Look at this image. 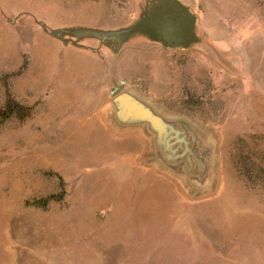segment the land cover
Masks as SVG:
<instances>
[{"label":"rangeland","instance_id":"1","mask_svg":"<svg viewBox=\"0 0 264 264\" xmlns=\"http://www.w3.org/2000/svg\"><path fill=\"white\" fill-rule=\"evenodd\" d=\"M127 90L208 135V189L121 128ZM10 103L0 264H264V0H0Z\"/></svg>","mask_w":264,"mask_h":264},{"label":"water","instance_id":"2","mask_svg":"<svg viewBox=\"0 0 264 264\" xmlns=\"http://www.w3.org/2000/svg\"><path fill=\"white\" fill-rule=\"evenodd\" d=\"M113 101L115 119L121 128L139 130L150 140L154 163L186 181L193 191L211 186L214 148L197 124L185 117L162 115L147 102L152 100L132 90Z\"/></svg>","mask_w":264,"mask_h":264},{"label":"trees","instance_id":"3","mask_svg":"<svg viewBox=\"0 0 264 264\" xmlns=\"http://www.w3.org/2000/svg\"><path fill=\"white\" fill-rule=\"evenodd\" d=\"M17 110H20V107L14 103H10L6 108L0 107V124L16 114Z\"/></svg>","mask_w":264,"mask_h":264}]
</instances>
